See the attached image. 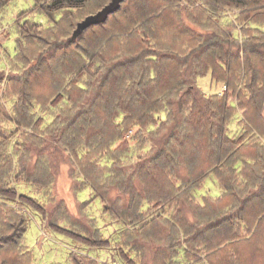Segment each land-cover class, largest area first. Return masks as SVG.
I'll return each instance as SVG.
<instances>
[{
    "label": "trees",
    "instance_id": "obj_1",
    "mask_svg": "<svg viewBox=\"0 0 264 264\" xmlns=\"http://www.w3.org/2000/svg\"><path fill=\"white\" fill-rule=\"evenodd\" d=\"M11 1L0 0V12ZM33 1L35 11L62 27L63 41L41 42V54L49 47L51 58L38 59L23 75L16 70L6 78L0 68V196L19 197L45 214L35 200L18 196L8 180L51 188L68 166L72 180L90 182L96 198L123 193L131 201L124 216L139 219L141 197L134 182L153 181L146 194L158 195L156 207L168 208L139 233L161 220L171 235L140 239L136 231L141 241L132 244L129 233L130 251L141 244L145 255L163 238L172 253L154 256L158 264H264V145L253 147L260 150L255 155L244 152V139L231 137L228 128L239 112L250 126L264 120V0H123L105 23L77 39L72 37L76 22L110 0ZM17 28L14 65L28 57L24 42L33 38L32 30L49 31L30 19H19ZM207 76L211 84L225 83L226 92L207 95L198 85ZM37 106L50 111L52 120L44 127ZM131 130L136 132L126 140ZM45 151L52 166L50 159V166L42 163ZM132 152L135 162L122 164ZM211 175L221 196L200 203L195 193ZM163 180L168 184L161 185ZM11 212L5 220L26 221ZM52 229L96 245L60 226ZM121 254L129 264H139Z\"/></svg>",
    "mask_w": 264,
    "mask_h": 264
},
{
    "label": "rangeland",
    "instance_id": "obj_2",
    "mask_svg": "<svg viewBox=\"0 0 264 264\" xmlns=\"http://www.w3.org/2000/svg\"><path fill=\"white\" fill-rule=\"evenodd\" d=\"M111 2L112 0H110ZM35 7L36 4L33 0H12L0 12L3 23L0 27V68L4 69V72L2 70L0 73L3 72L2 74L6 78L11 74L17 75L16 70L20 75H23L26 70L39 63L38 59L49 60L51 58V53L48 51L49 47L41 54L40 49L37 47L41 42L59 45L63 41L60 37L63 34L62 27H55L54 23L45 14L35 11ZM228 15V20L233 21V14L229 13ZM61 17V13L55 15L56 20H60ZM55 18L53 19L55 20ZM19 19L20 22L30 19L41 24L44 30L49 31L32 30L31 36L33 38L24 42L28 48V57L23 60L17 58L16 63L18 64L14 65L13 63L10 64V59L14 58L17 51V21ZM80 22H76V24ZM77 25L74 26V30H76ZM8 31L10 36L6 37ZM19 57L24 56L19 55ZM46 67L47 69L44 72L47 77L49 67L47 65ZM198 85L204 92H208L207 95L217 93L222 95L227 90L225 83L211 84L210 76L200 78ZM55 99L56 97L52 101ZM233 101H235V98L230 97L229 102ZM46 108L48 107H36V117L42 118V120L45 119L43 127L52 120L49 116L50 111L44 110ZM10 128L14 129L15 127L10 125ZM228 128L231 137H242L244 139V142H242L246 147L244 152L252 155L260 152L259 149H253V147H256V144L264 145V120H258L257 123L250 126L247 121L242 119V113L239 112V115L229 123ZM135 132L136 130H131L125 135V139L130 140ZM16 139H18V136L13 139L11 147L15 146ZM136 153L132 152V157L130 159L125 158L122 164L130 167L131 162H135L138 157ZM140 154L143 153L140 152ZM249 154H246L247 158L250 157ZM49 159L50 162L52 161V166L53 159L45 151L42 163L47 167L50 166L46 164ZM106 162L107 160L104 159L101 164H106ZM63 167L64 169L60 171V177L55 180L51 188L37 184L31 185L21 181L16 182V178L8 180L11 187L16 189L18 196L25 195L32 198L37 205L43 208L45 214L25 204L19 197L15 201H9L6 197L0 196V261L9 259L14 264H129L121 254V252H124L131 260H136L139 264H158V261L153 260L154 256L162 254L163 258L165 255L169 256L172 253V249L168 253V242H164L163 238H160L159 241L161 242L154 239L157 243L149 245L145 255H142L141 244L138 245V251H130L129 248L125 247L129 233L133 236L132 244L141 241L135 239L136 231L140 234V239L146 236H158L161 233L171 235L170 230L172 229L159 223L161 220L139 233L143 224L151 223L161 214L162 210L168 208L163 204L156 207V200H159V196L146 194L147 190L155 186L153 181L136 179L134 182L133 188L141 197L138 209V216L140 217L135 219L125 217L123 214V212L131 211V207L127 204L131 201L128 197H124L123 193L118 192L115 195L111 193L110 197L104 200L96 198V192L93 191L90 182L83 180V184L80 182L76 184L70 177L68 166ZM142 170L143 174L148 171L146 167H143ZM126 174L133 176L129 170L126 171ZM235 179H238V181L243 180L239 175L237 177V174ZM166 183L168 184L166 180L160 181L161 185H166ZM221 193L217 177L211 175L204 181L202 188L195 193V196L196 200L201 203L203 197L216 198L220 197ZM11 209L26 221L20 224V221L5 220L4 218L9 215V212L12 213ZM172 215V211L168 212L166 210V218L173 220ZM53 225L60 226V228L75 236L87 239L96 245H86L82 241L58 234L52 229ZM103 243H106L107 246L102 245ZM180 260L185 261V258Z\"/></svg>",
    "mask_w": 264,
    "mask_h": 264
},
{
    "label": "water",
    "instance_id": "obj_3",
    "mask_svg": "<svg viewBox=\"0 0 264 264\" xmlns=\"http://www.w3.org/2000/svg\"><path fill=\"white\" fill-rule=\"evenodd\" d=\"M123 0H112L110 4L104 7L100 12L95 15L87 17L84 21L80 22L73 34V39H77L82 33L91 26L105 23L109 16L116 13L120 8Z\"/></svg>",
    "mask_w": 264,
    "mask_h": 264
}]
</instances>
